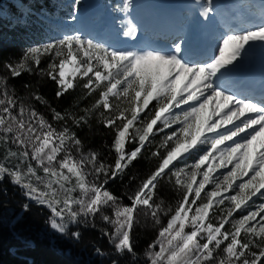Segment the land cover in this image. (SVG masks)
<instances>
[{
  "label": "snow or ice",
  "instance_id": "1",
  "mask_svg": "<svg viewBox=\"0 0 264 264\" xmlns=\"http://www.w3.org/2000/svg\"><path fill=\"white\" fill-rule=\"evenodd\" d=\"M129 7L130 0L117 6ZM213 11L207 0L200 15ZM134 34L131 26L124 33ZM255 42H264V23L226 35L206 62L186 59L180 43L168 51L120 50L78 33L28 47L0 74V184L7 179L19 190L25 211L49 210L47 224L60 235L78 241L73 226L96 229L102 222L110 264H264V101L216 83ZM24 73L53 81L57 100L79 88L80 99L92 102L58 110L39 85L31 91L25 83L27 100L46 115L9 83ZM93 118L112 134L105 145L111 162L85 150L77 134ZM161 133L151 152L154 169L123 196L112 192L108 185L122 180ZM165 178L178 197L174 207L157 202ZM135 179L129 175L130 183ZM142 217L156 236L138 254L133 233Z\"/></svg>",
  "mask_w": 264,
  "mask_h": 264
},
{
  "label": "trees",
  "instance_id": "2",
  "mask_svg": "<svg viewBox=\"0 0 264 264\" xmlns=\"http://www.w3.org/2000/svg\"><path fill=\"white\" fill-rule=\"evenodd\" d=\"M56 7L55 0H0V11L5 13V16L0 13V74L7 75L3 68V64L8 61H17L22 53L33 46H42L55 41V30L47 26V22L43 21L45 14L52 13ZM47 58L42 59V67H46ZM10 84L16 86L17 95L27 104L33 103L34 106L46 115L47 109L27 100L30 90L24 89L25 83L32 85L31 91L37 89L48 99L51 104L58 110L64 108H82L88 106L93 98L80 99L81 90L77 88L75 91H70L60 100L55 99L54 92L56 85L50 79L40 80L35 75L24 73L21 77L9 80ZM50 119V115H49ZM79 138L83 141L85 150L92 149L102 154V158H107L108 162L114 159V156H109L108 149L105 145H110L112 142V134L102 124L98 123L96 118L90 121V128L84 127L76 129ZM170 130L165 129V132ZM163 138V133L154 138L147 146V150L141 155V158L136 161L128 170V174L124 178L117 179L115 182L108 185L109 189L123 196L130 188H135L142 179H144L156 166L157 160L151 156V152L156 150V146ZM129 175L135 177V181L129 182ZM0 188L6 189L5 192H0V208L2 205L11 204L13 192H17V188L11 185L7 179L0 184ZM18 193V192H17ZM20 193V192H19ZM18 199L13 203L21 204L24 197L21 194H16ZM163 199L165 205L175 206L178 199L173 187L168 183L167 178L162 181L161 191L157 193V202ZM123 203H128L125 199ZM49 213L42 207L32 206L29 210L28 217L15 224L13 230L8 232L4 238L0 239V264H9V256L6 254L7 248L15 240L16 236L28 238L36 237L40 241V246L37 250V256L34 264H110V260L114 258L112 249L106 244L108 242L99 228L103 226L102 222H97V228L78 226L76 230L81 232V239L70 240V238L61 240L56 234L52 236L56 240L51 239L48 232ZM166 222V218H163ZM134 243L138 254H142L143 249L156 236V229L152 226L150 220L141 218V223L136 226L133 233ZM102 250L103 255H98L96 249ZM140 255V259H142ZM125 264H128L126 261Z\"/></svg>",
  "mask_w": 264,
  "mask_h": 264
},
{
  "label": "rangeland",
  "instance_id": "3",
  "mask_svg": "<svg viewBox=\"0 0 264 264\" xmlns=\"http://www.w3.org/2000/svg\"><path fill=\"white\" fill-rule=\"evenodd\" d=\"M56 1V7L53 8L54 11L49 14H45L43 21L47 22V26L56 27L55 29L58 31L55 33L56 39L55 41L62 39L66 34H81L87 39H93L97 42L103 43L106 46H110L112 49H120V50H130V46L132 45V42L130 41L131 37L125 36L124 33L127 31V28L129 26L133 27L136 31L139 24L138 15L133 14L130 15L129 11L130 8H127L124 11L118 10L117 6H123L127 0H109V2H104L101 0H93L96 4V9H100L102 14H108L109 12L113 13L115 17H119V23L117 25V32L115 34V41L107 38L105 35H103V38L98 40L97 35L92 34H86L85 31L89 30L91 28L95 29L96 27H100L98 23L95 22L91 25H88L91 19H87L85 17L86 12L90 11L84 10L85 7H87L92 1L91 0H55ZM91 1V2H90ZM196 2H201L200 5L203 7L206 5L207 0H195ZM214 1V0H213ZM143 4V0H130V7H134L139 9ZM95 7V6H94ZM93 7V12H94ZM254 11V9H252ZM140 10L138 11V13ZM1 15L5 16V13L1 10ZM87 13V14H88ZM149 16V15H148ZM148 16H145L144 18L147 19ZM117 17V18H118ZM121 17V18H120ZM187 17V15H186ZM97 19V18H96ZM98 20V19H97ZM101 20H99L100 22ZM84 24H82V23ZM102 33V32H97ZM240 33V32H239ZM54 41V42H55ZM112 42V43H110ZM112 45V46H111ZM223 46V45H222ZM182 108L186 106H181ZM175 111L179 112L180 109H176ZM178 127L177 125H173V128ZM194 161L190 158L187 163L191 164ZM223 171V170H222ZM209 190H211V185L208 186ZM18 190V189H17ZM175 191V190H174ZM18 192V193H17ZM17 192H13L12 195V201L14 202L16 198L18 199L19 196L16 194H20L19 190ZM23 197V196H22ZM178 198V197H177ZM11 203L13 205L5 204L2 205L0 208V239L4 238V236L13 230V227L15 224H17L20 221L25 220L28 217L29 211H25L22 207L24 203H27L28 201L23 199V202L21 204ZM34 206V205H33ZM43 208V207H42ZM45 209L48 213L49 210ZM97 222L101 223L99 220ZM48 232L52 236L53 234H56V238L58 237L60 240L61 238L66 239L67 237L70 238V240H73L74 242L76 240L72 239L70 236L60 235L56 233L54 230L50 228L48 225L47 227ZM75 228H78V226H73L71 230H76ZM55 237H51V239H55ZM77 242V241H76ZM40 241L34 237H28L23 238L21 236H16L15 240L9 245L7 248L6 254L9 256V264H34L35 258L37 256V250L39 248ZM107 246L112 249V246L106 242ZM143 259V258H142Z\"/></svg>",
  "mask_w": 264,
  "mask_h": 264
},
{
  "label": "bare ground",
  "instance_id": "4",
  "mask_svg": "<svg viewBox=\"0 0 264 264\" xmlns=\"http://www.w3.org/2000/svg\"><path fill=\"white\" fill-rule=\"evenodd\" d=\"M147 3H149L150 5V12L154 15H158L160 17H162L163 19L168 20V18L171 16V18H174L176 16V11L177 8L179 7H183L186 5H190V7L195 6V8L193 7L194 11H202V9L199 7V5L197 4V2L195 0H145ZM222 1H227V0H214L213 1V5L215 3H220ZM235 4L237 6V12L238 14L244 16V17H249L248 13H249V6L252 4L251 0H235ZM95 6V2H91L87 7H85V11L90 9L89 13L85 15V17L87 19H91L96 17V13L93 12V7ZM163 6V7H160ZM135 7V6H134ZM134 7H129L130 10L129 14L130 15H135L136 12L139 10ZM148 10V12H149ZM221 10L218 9H214V11L212 13L209 14L213 15V14H217L218 12H220ZM195 14V12H192L187 19L184 17L183 22L187 23L190 19L191 16H193ZM259 17V16H258ZM201 21H199L196 25L199 28H204V29H208L211 26V20L209 18H205L203 16L200 17ZM97 20V19H95ZM117 20H119V17L117 18ZM107 19H102L99 23H101V25L103 26V23L106 22ZM261 23H264V20H258L255 21V18H252V22H246L242 27L240 26L239 29L231 31L228 30L226 34H218L216 36H214V38L216 39V46L213 50V54L218 55V47L222 46V38H224L226 35L229 34H236L242 31H245L247 29H251L254 28V26L259 25ZM142 31L145 32L146 26L142 25L141 26ZM93 29V28H92ZM94 34L96 35L97 32H103L104 30H102L100 27H96L95 29H93ZM159 37L162 40H165L167 42H171L174 41L175 42V38L173 36L168 37L165 36L163 34H158ZM180 39V38H179ZM178 39V40H179ZM176 40L175 43H179V41ZM155 49V45L149 46V47H145V49ZM157 48V47H156ZM234 66L237 67L239 73H241L240 75H243L244 79H247L249 77H251L252 75L254 76V74H264V42H255L252 43L248 46H246V51L242 54V56L238 57L236 61L233 62ZM216 83L219 85L220 84L218 82V79L216 81ZM222 90V89H221ZM242 98V97H241ZM246 99V98H245ZM230 127V126H229Z\"/></svg>",
  "mask_w": 264,
  "mask_h": 264
}]
</instances>
